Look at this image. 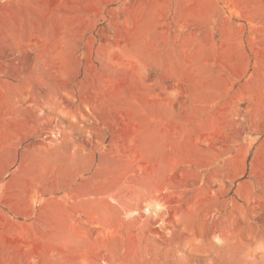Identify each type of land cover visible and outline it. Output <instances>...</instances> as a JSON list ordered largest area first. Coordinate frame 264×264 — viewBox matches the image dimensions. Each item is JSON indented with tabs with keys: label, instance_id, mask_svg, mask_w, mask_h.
I'll return each mask as SVG.
<instances>
[{
	"label": "rangeland",
	"instance_id": "374dc122",
	"mask_svg": "<svg viewBox=\"0 0 264 264\" xmlns=\"http://www.w3.org/2000/svg\"><path fill=\"white\" fill-rule=\"evenodd\" d=\"M7 119L75 227L0 264H264V0H0Z\"/></svg>",
	"mask_w": 264,
	"mask_h": 264
},
{
	"label": "crops",
	"instance_id": "0c3cea01",
	"mask_svg": "<svg viewBox=\"0 0 264 264\" xmlns=\"http://www.w3.org/2000/svg\"><path fill=\"white\" fill-rule=\"evenodd\" d=\"M18 125L23 129L24 122L18 124L11 119L0 122V227L9 235L69 234L64 230L75 227L74 219L71 214L63 215L64 198L58 195L65 180L42 178L46 166L38 163L43 154L41 145L33 146L32 141L18 138ZM26 151L36 155L34 163L23 162ZM59 169L57 165L56 171Z\"/></svg>",
	"mask_w": 264,
	"mask_h": 264
}]
</instances>
